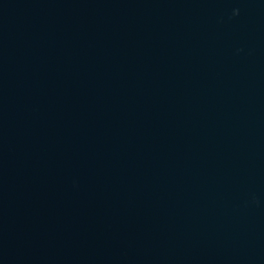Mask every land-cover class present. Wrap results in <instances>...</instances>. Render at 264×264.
Listing matches in <instances>:
<instances>
[{
	"label": "water",
	"instance_id": "1",
	"mask_svg": "<svg viewBox=\"0 0 264 264\" xmlns=\"http://www.w3.org/2000/svg\"><path fill=\"white\" fill-rule=\"evenodd\" d=\"M0 264H264V0H0Z\"/></svg>",
	"mask_w": 264,
	"mask_h": 264
}]
</instances>
